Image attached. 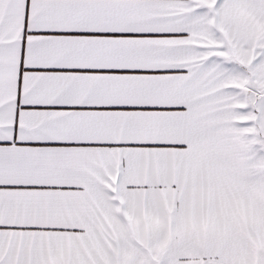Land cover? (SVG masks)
<instances>
[{"label": "snow or ice", "instance_id": "1", "mask_svg": "<svg viewBox=\"0 0 264 264\" xmlns=\"http://www.w3.org/2000/svg\"><path fill=\"white\" fill-rule=\"evenodd\" d=\"M0 264H264V0H0Z\"/></svg>", "mask_w": 264, "mask_h": 264}]
</instances>
